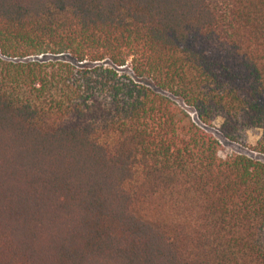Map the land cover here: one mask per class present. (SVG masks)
I'll return each instance as SVG.
<instances>
[{
	"label": "trees",
	"instance_id": "1",
	"mask_svg": "<svg viewBox=\"0 0 264 264\" xmlns=\"http://www.w3.org/2000/svg\"><path fill=\"white\" fill-rule=\"evenodd\" d=\"M252 130L264 0H0V264H264Z\"/></svg>",
	"mask_w": 264,
	"mask_h": 264
},
{
	"label": "rangeland",
	"instance_id": "2",
	"mask_svg": "<svg viewBox=\"0 0 264 264\" xmlns=\"http://www.w3.org/2000/svg\"><path fill=\"white\" fill-rule=\"evenodd\" d=\"M220 124H221V122L217 121L216 124L213 126L212 133L216 134L217 136H218L217 130H218ZM262 135L263 134L260 130L249 131L245 135L244 141L241 144L225 142L221 139L223 141L222 154L226 155L229 153H243V154H247V155H253L255 158L261 160V162L264 163V154H261L259 152L254 151L257 147V144L261 140Z\"/></svg>",
	"mask_w": 264,
	"mask_h": 264
}]
</instances>
